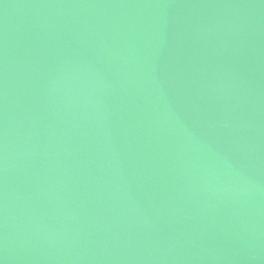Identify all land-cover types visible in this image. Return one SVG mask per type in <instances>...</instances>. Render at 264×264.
Wrapping results in <instances>:
<instances>
[{
    "label": "water",
    "instance_id": "1",
    "mask_svg": "<svg viewBox=\"0 0 264 264\" xmlns=\"http://www.w3.org/2000/svg\"><path fill=\"white\" fill-rule=\"evenodd\" d=\"M0 264H264V0H0Z\"/></svg>",
    "mask_w": 264,
    "mask_h": 264
}]
</instances>
